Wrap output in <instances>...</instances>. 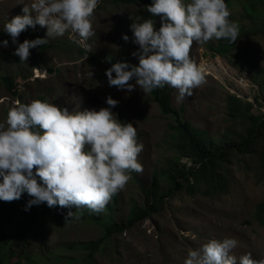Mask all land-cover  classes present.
<instances>
[{"label": "rangeland", "instance_id": "obj_1", "mask_svg": "<svg viewBox=\"0 0 264 264\" xmlns=\"http://www.w3.org/2000/svg\"><path fill=\"white\" fill-rule=\"evenodd\" d=\"M25 4L30 7L31 0H0V122L5 121L8 109L17 101L6 86V75H10L22 103L43 96L44 101L69 111L99 110L109 107L106 100L110 95L118 100L112 108L114 115L137 128L138 143L144 145L138 156L143 171L131 172V179L117 194V200L112 199L100 213L86 207H64L63 212L75 213L66 221L41 211L22 241L14 240L16 253L6 264H184L189 250L200 248L212 238L236 239L238 244L232 254L237 259L248 252L254 259L264 256V225L256 218L257 205L264 200V178H259L257 157L234 151L228 165L227 192L211 196L199 191L189 193L183 188L166 196L159 212L122 234H113L89 261L81 244L102 237L107 224H125L135 209L147 206L154 171L159 175V194L171 187L166 170L177 162L171 128L175 120L162 113L151 93H144L138 85L131 92L109 86L105 74L122 58L138 65L132 52L139 45L133 42L130 25L137 18L139 22L151 19L159 30L161 16L147 11L149 4L141 1L99 0L92 17L95 34L86 41L91 51L76 43L78 34L69 30L63 36L49 37L43 50L32 48L28 61L21 62L14 55L18 43L46 38L47 34V28L37 24L22 32L14 44L3 31L8 20L23 14ZM226 4L231 13L229 20L239 26L240 37L235 47L221 54L214 50L220 40L194 42L190 58L203 68L205 82L183 99H178V90L171 87L174 107L183 111L184 119L205 130L215 144L246 128L242 118L229 115V95L251 102V112L264 117V6L259 0H226ZM32 15L35 17V12ZM243 28L246 34H253H242ZM124 34L128 35V42L122 38ZM4 40L9 42L7 47L2 44ZM76 60L79 62L75 63ZM205 63H212L220 74L209 73ZM194 163L187 156L179 160L180 168L186 171Z\"/></svg>", "mask_w": 264, "mask_h": 264}, {"label": "clouds", "instance_id": "obj_2", "mask_svg": "<svg viewBox=\"0 0 264 264\" xmlns=\"http://www.w3.org/2000/svg\"><path fill=\"white\" fill-rule=\"evenodd\" d=\"M98 3L31 0V6L25 4L23 14L8 20L3 31L16 44L29 27L47 28L46 38L18 43L14 55L21 62L28 61L32 48L69 30L78 34L76 43L91 51L86 41L95 34L92 17ZM146 9L161 16V26L156 30L153 20L139 22L140 18L130 25L133 42L139 45L132 56L139 63H113L105 73L109 86L131 92L138 85L144 93H151L168 85L178 90V99L192 95L205 82L203 68L190 58L194 42L226 39L235 43L239 37L238 24L229 20L226 0H153ZM122 38L129 40L127 34ZM8 43L2 42L4 47ZM12 97L17 101L0 122V201L13 202L27 193L31 199L25 210L46 203L50 208L86 207L100 213L126 187L131 172L143 171L138 156L144 145L138 143L137 128L114 115L112 108L118 100L110 95L106 100L109 107L72 111L39 99L22 103L18 92ZM74 215L70 210L65 220ZM237 244L234 238H212L189 250L184 264H237V260L239 264H264V256L254 259L251 252L237 259L232 254Z\"/></svg>", "mask_w": 264, "mask_h": 264}, {"label": "trees", "instance_id": "obj_3", "mask_svg": "<svg viewBox=\"0 0 264 264\" xmlns=\"http://www.w3.org/2000/svg\"><path fill=\"white\" fill-rule=\"evenodd\" d=\"M122 1H141L150 4L153 0ZM253 1L256 2L257 0ZM259 2L264 6V0H259ZM242 34L251 35L253 32L246 34V30L243 28ZM237 41L229 43L226 39H220L218 46L214 50L224 54L233 49ZM38 47L42 50L46 48L45 44ZM81 51L83 52L82 49H80ZM119 61L128 62L125 58ZM4 79L8 89L12 90V94L16 95L14 82L10 78V75L4 76ZM151 95L159 105L162 113L172 116L176 122V124L171 125V128L173 130V147L177 151V162L172 169L166 170L171 187L165 194H159V175L158 172L154 171L150 188V203L147 206L135 209L125 224L119 226L107 224L102 237L81 244L82 249L87 251L89 261L93 260L95 253L103 247L113 234H122L138 222L159 212L163 208L166 196H172L183 188L189 193L199 191L204 195L211 196L227 192L230 181L228 165L231 163V156L234 151L243 155L257 157L258 175L259 178H264V117L257 116L251 112V105H253L251 102H244L236 95H229L227 97L229 115L232 118H242V123L246 128L238 130L234 137L224 138L220 144H215L205 130L194 126L189 120L184 119L182 117L183 111L174 107L171 86L165 85L163 88L154 89ZM38 99L44 100L43 96H40ZM261 144L263 145L259 149ZM183 156L190 157L195 162V165L189 168L188 171L179 166V160ZM30 199L31 197L25 193L21 199L13 202L0 201V264H6L8 259L15 255L16 252L12 246L14 240L16 242L22 241L21 238L26 235L29 227L36 223L41 211L62 219H65L67 215L59 205L50 208L46 203L33 205L30 209L25 210ZM112 199L116 201L117 195ZM256 215L260 224L264 225V200L257 205ZM30 256L28 254L27 257L30 258Z\"/></svg>", "mask_w": 264, "mask_h": 264}, {"label": "bare ground", "instance_id": "obj_4", "mask_svg": "<svg viewBox=\"0 0 264 264\" xmlns=\"http://www.w3.org/2000/svg\"><path fill=\"white\" fill-rule=\"evenodd\" d=\"M78 62H79L78 60L75 61V63H78ZM204 66H206V70H207L209 73H211V74H214V73H216V74H220V73H219L220 71H218V70L216 69V67H215L212 63H205Z\"/></svg>", "mask_w": 264, "mask_h": 264}]
</instances>
